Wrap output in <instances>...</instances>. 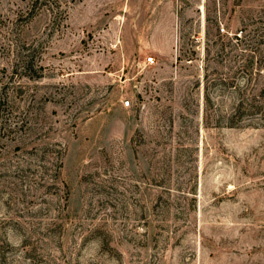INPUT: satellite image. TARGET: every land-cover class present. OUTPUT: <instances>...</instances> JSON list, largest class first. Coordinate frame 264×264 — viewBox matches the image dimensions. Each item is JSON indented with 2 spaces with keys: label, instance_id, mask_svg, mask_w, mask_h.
<instances>
[{
  "label": "rangeland",
  "instance_id": "1",
  "mask_svg": "<svg viewBox=\"0 0 264 264\" xmlns=\"http://www.w3.org/2000/svg\"><path fill=\"white\" fill-rule=\"evenodd\" d=\"M0 264H264V0H0Z\"/></svg>",
  "mask_w": 264,
  "mask_h": 264
},
{
  "label": "built area",
  "instance_id": "2",
  "mask_svg": "<svg viewBox=\"0 0 264 264\" xmlns=\"http://www.w3.org/2000/svg\"><path fill=\"white\" fill-rule=\"evenodd\" d=\"M148 62L150 63H152V62H154V60H153V57H148ZM129 104H130V101L129 100H125L124 102H123V105L124 106H129Z\"/></svg>",
  "mask_w": 264,
  "mask_h": 264
}]
</instances>
